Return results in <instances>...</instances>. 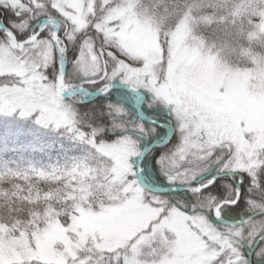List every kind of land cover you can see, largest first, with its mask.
Returning <instances> with one entry per match:
<instances>
[{"label":"rangeland","instance_id":"1","mask_svg":"<svg viewBox=\"0 0 264 264\" xmlns=\"http://www.w3.org/2000/svg\"><path fill=\"white\" fill-rule=\"evenodd\" d=\"M135 1L122 0L107 8L103 22L96 27L129 56L144 61L142 68L131 71L141 83L147 77L157 98L175 106L179 102L182 110L191 111L192 119L184 121H190L191 134L200 132L198 122L209 125L231 145L233 170L255 168L258 151L264 147V59L253 60V66L246 69L231 67L194 36L187 19L168 33L164 57L155 24L135 11ZM50 2L55 12L80 31L109 0ZM51 24L54 28L55 23ZM262 31L264 6L257 25V32ZM50 56L48 48L45 57ZM18 70V60L1 47L0 74ZM26 72L21 88L0 89V178L22 177L37 186L80 181L92 171L84 162L87 154L70 151L63 142L84 144L69 135L71 130L61 139H50L62 134L69 123L49 103L55 89L51 83H45L38 72ZM66 88L63 85L61 95L68 92ZM11 115L15 119H8ZM25 122L34 126V140L28 137ZM193 126L197 128L192 130ZM46 138L48 144L43 145ZM93 147L99 158L105 155L111 160L109 176L103 177L100 186L111 190L114 197L96 209L77 208L67 224L49 216L46 224L31 234L0 226V264H86L91 254L117 250L122 252V264H212L218 255L214 245L228 247L226 239H221L204 218L187 216L174 208L161 215L164 208L149 202L161 200L147 196L128 176L129 160L138 151L132 141ZM66 196L74 198L75 194L72 191ZM233 261L238 264L236 258Z\"/></svg>","mask_w":264,"mask_h":264},{"label":"snow or ice","instance_id":"2","mask_svg":"<svg viewBox=\"0 0 264 264\" xmlns=\"http://www.w3.org/2000/svg\"><path fill=\"white\" fill-rule=\"evenodd\" d=\"M111 6L91 16L88 27L80 31L65 17V23L72 25L69 35L60 25L52 28L42 21L32 0H0V46L10 49L53 88L62 80L68 85L66 91L82 97L78 105L92 104L83 115L93 127H103L101 135L111 140L136 134L138 151L129 160L128 176L150 194L182 198L184 203L177 207L188 215L202 214L228 241L225 248L214 245L218 255L212 264H234L233 257L238 264H264V165L253 176L226 166L231 152L218 156L215 147L192 146L189 129L178 114L158 101L146 76L141 83L131 71L142 68L144 61L129 56L96 27ZM89 29L95 37L88 34ZM12 40L22 47H13ZM88 44L94 56H89ZM48 48L50 59L45 57ZM4 84L23 86L19 77L9 74L0 76V86ZM169 117L177 124L175 140ZM117 123L122 129L110 131ZM145 139L152 140L156 150L140 147ZM225 174L231 182L225 181ZM149 202L165 204L161 215L172 206L167 199Z\"/></svg>","mask_w":264,"mask_h":264},{"label":"trees","instance_id":"3","mask_svg":"<svg viewBox=\"0 0 264 264\" xmlns=\"http://www.w3.org/2000/svg\"><path fill=\"white\" fill-rule=\"evenodd\" d=\"M121 1L109 0L108 5H117ZM32 2L36 5V11L41 20L45 17H54L58 20L62 29H65L69 35L72 34V25L65 23V17L61 13L57 15L59 12H55L52 9L50 0H32ZM135 5V11L138 14L144 15L155 24L158 31V39L163 49L166 46L170 30L179 25L183 19H187V21H190V27L194 36L201 39L206 46L216 51L218 56L231 67L246 69L253 66V60L264 59V31L257 32V25L261 19L264 0H136ZM88 34L95 37V33L91 29L88 30ZM99 43L100 41L97 40V45ZM86 47L89 56H94L91 53V45L88 44ZM8 50L14 56L12 51ZM163 56L166 57L165 52ZM18 62L20 70L4 74H9L10 77H19L21 80L24 77V73H28L26 71L30 70L22 61L18 60ZM4 74H0V76ZM2 87H5V89H17L22 86L4 84L0 86V89ZM81 98V96H77L63 100L56 99L55 97L50 99L55 106L57 115L69 123L66 125V129H62V134L57 133L50 139H55L58 136L61 139V137L66 135L68 130H71L69 135L74 140L83 142L84 145L69 143L67 141L66 143L63 142V144L67 145L70 151L76 153L83 151L87 154L84 162L86 161L88 166L92 168V171L80 181L69 183L68 185L63 183L52 184L50 186H37L27 182L22 177L0 178V226L5 227L8 231L12 229L13 232L17 230V232L22 231L26 234H31L32 231L44 226L49 216L57 217L62 224H67L69 223L70 216L75 215L77 208L96 209L101 203H109L108 200L114 197L111 190L100 186L103 177L109 176V164L111 160L105 155L99 158L97 155L98 151L95 150L93 145L119 144L122 141L130 140L136 146V134L118 136L111 140L107 136L101 135L104 131L103 127H93L90 118L83 115L85 109L92 107V104L78 105L77 101ZM157 99L161 104L167 105L164 101L162 102L159 98ZM92 103L95 104V101ZM172 110L181 118L183 127L189 129L190 132V121L185 122V124L184 121L192 119L191 111L182 110L180 106L173 107ZM8 119H15V116L11 115ZM169 120L175 128V134L172 137L175 140L177 124L171 117H169ZM17 121L19 120H15V122ZM5 122L10 123L11 120H6ZM24 124L25 128L29 129L28 137L34 140L35 136H33L32 130L34 126L28 122ZM198 124L201 126V130L200 132L198 131L197 136L195 133H190L192 146L196 148L215 147L218 150V156H224L226 145L222 140H219L216 135L217 132L213 131L209 125H201V122H198ZM12 127L13 129L15 128L14 125ZM122 127V124L117 123L116 127L111 128L110 131L116 132L121 130ZM196 128L197 126H193L192 130ZM164 133L165 131L161 130L162 136ZM48 140L46 138L45 141H42L43 145L48 144ZM151 142L153 141L145 139L144 145H140V147ZM46 151L48 150L46 149ZM260 153V165L249 170H244L245 172L255 176L256 171L260 169L261 165H264V147ZM2 155L3 153L1 152L0 156ZM229 163L230 159L226 166ZM225 181L231 182L229 177H225ZM84 189L90 190L86 192ZM72 191L75 194L74 198L66 196L68 192L72 195ZM38 193H40V198L37 199L36 195ZM85 193L86 196H84ZM149 195L159 200L167 199L172 202V206L168 207V209L174 208L185 213L180 207L176 206L178 203H184L182 198L171 195L167 198L158 196L157 194ZM156 206L165 208V204L163 203H159ZM195 216L204 218L199 213ZM83 254L84 252L81 253V255ZM121 255L122 252L118 250L116 253L103 252L102 254H93L88 263L95 261L96 264H122Z\"/></svg>","mask_w":264,"mask_h":264},{"label":"water","instance_id":"4","mask_svg":"<svg viewBox=\"0 0 264 264\" xmlns=\"http://www.w3.org/2000/svg\"><path fill=\"white\" fill-rule=\"evenodd\" d=\"M12 43H15V40H12ZM21 46H22V45H21ZM61 82H62V80L58 81V84H60ZM68 96L70 97V96H74V95L69 94ZM172 130H173V129H172ZM172 133H173V132H172ZM148 148L153 149V148H155V145L152 144V145L148 146ZM225 175H228V174H225Z\"/></svg>","mask_w":264,"mask_h":264},{"label":"bare ground","instance_id":"5","mask_svg":"<svg viewBox=\"0 0 264 264\" xmlns=\"http://www.w3.org/2000/svg\"><path fill=\"white\" fill-rule=\"evenodd\" d=\"M61 92H62V88L59 90V93L61 94Z\"/></svg>","mask_w":264,"mask_h":264}]
</instances>
